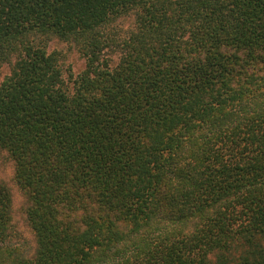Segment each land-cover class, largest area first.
<instances>
[{"label": "trees", "instance_id": "16d2710c", "mask_svg": "<svg viewBox=\"0 0 264 264\" xmlns=\"http://www.w3.org/2000/svg\"><path fill=\"white\" fill-rule=\"evenodd\" d=\"M5 64L0 264H264V0H0Z\"/></svg>", "mask_w": 264, "mask_h": 264}, {"label": "rangeland", "instance_id": "374dc122", "mask_svg": "<svg viewBox=\"0 0 264 264\" xmlns=\"http://www.w3.org/2000/svg\"><path fill=\"white\" fill-rule=\"evenodd\" d=\"M133 24L134 20L127 17L119 23L118 31L124 35L132 28ZM49 51H60L66 57L63 58L66 64L64 78L70 85L73 84L72 80L77 78L86 69V59L76 48H73V46L67 43L53 41L49 44ZM103 59L109 61L111 65H117L119 63V55L116 52L106 51ZM9 74L10 66L8 64L0 66V85Z\"/></svg>", "mask_w": 264, "mask_h": 264}]
</instances>
